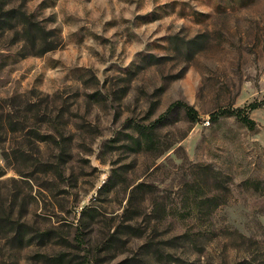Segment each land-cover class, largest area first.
Segmentation results:
<instances>
[{"label": "rangeland", "instance_id": "rangeland-1", "mask_svg": "<svg viewBox=\"0 0 264 264\" xmlns=\"http://www.w3.org/2000/svg\"><path fill=\"white\" fill-rule=\"evenodd\" d=\"M0 264H264V0H0Z\"/></svg>", "mask_w": 264, "mask_h": 264}, {"label": "trees", "instance_id": "trees-1", "mask_svg": "<svg viewBox=\"0 0 264 264\" xmlns=\"http://www.w3.org/2000/svg\"><path fill=\"white\" fill-rule=\"evenodd\" d=\"M178 104H181L186 108L187 114L190 118L195 119L198 117L197 110L192 105L185 103V102H181V101L175 102L171 104L168 109H172L174 106ZM258 105L259 104L257 102H253L249 105V108L255 109L256 107H258ZM222 112L237 115L249 127H254L256 125V121L249 115L248 111H246L245 108H240V107L228 108V109L222 110ZM216 115L217 114L215 113L213 116L215 117Z\"/></svg>", "mask_w": 264, "mask_h": 264}]
</instances>
